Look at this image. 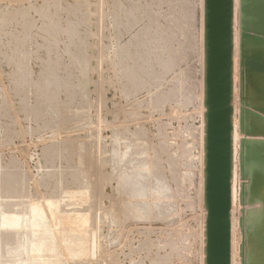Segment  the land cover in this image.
Masks as SVG:
<instances>
[{
    "label": "rangeland",
    "instance_id": "rangeland-1",
    "mask_svg": "<svg viewBox=\"0 0 264 264\" xmlns=\"http://www.w3.org/2000/svg\"><path fill=\"white\" fill-rule=\"evenodd\" d=\"M234 35L241 264L237 0ZM203 112L202 0H0V211L39 205L54 264H203Z\"/></svg>",
    "mask_w": 264,
    "mask_h": 264
},
{
    "label": "water",
    "instance_id": "water-1",
    "mask_svg": "<svg viewBox=\"0 0 264 264\" xmlns=\"http://www.w3.org/2000/svg\"><path fill=\"white\" fill-rule=\"evenodd\" d=\"M235 0H202L203 264H231ZM241 264H264V0H237Z\"/></svg>",
    "mask_w": 264,
    "mask_h": 264
},
{
    "label": "bare ground",
    "instance_id": "bare-ground-1",
    "mask_svg": "<svg viewBox=\"0 0 264 264\" xmlns=\"http://www.w3.org/2000/svg\"><path fill=\"white\" fill-rule=\"evenodd\" d=\"M141 3V2H140ZM140 6V5H139ZM146 7V6H145ZM147 10V9H146ZM68 11V10H67ZM79 11V10H78ZM65 12V11H64ZM139 12V11H138ZM36 13V12H35ZM66 13V12H65ZM68 13V12H67ZM25 14V13H23ZM58 14V13H57ZM146 14V13H145ZM148 15V14H147ZM22 16V15H21ZM45 16V14H44ZM7 18L10 16H6ZM15 17V16H14ZM13 17V18H14ZM20 18V16H18ZM43 17V16H42ZM50 17V16H49ZM145 17V16H144ZM155 17V16H154ZM23 18L24 15H23ZM38 18V17H37ZM11 19V18H10ZM134 19V18H133ZM144 19V18H143ZM12 21L14 19H11ZM24 20V19H22ZM48 20V18H47ZM75 20V19H74ZM8 21V20H6ZM66 21V20H65ZM133 21V20H132ZM153 21V20H152ZM156 21V20H155ZM14 22V21H13ZM17 22V21H15ZM24 22V21H23ZM21 22V27L22 28H28L26 26L27 22L23 23ZM48 22V21H47ZM80 22V21H79ZM29 23V21H28ZM71 23V22H70ZM4 24V22H3ZM10 24V23H9ZM57 24V23H56ZM145 24V23H144ZM68 25V24H67ZM2 26V25H1ZM72 26V27H71ZM71 26H68L66 28V30H64V32L66 31V34L71 38L70 40H72V38L74 39V37H71L73 33H75L76 31L73 30V24L71 23ZM125 26V25H124ZM151 27V25H150ZM72 28V30H71ZM79 28V27H78ZM165 28V27H164ZM27 30V29H25ZM61 30V29H60ZM145 30V29H144ZM48 31V30H47ZM53 31V30H52ZM18 32V31H17ZM50 32V31H49ZM48 32V33H49ZM54 32V31H53ZM78 32V31H77ZM149 32V31H148ZM153 32V31H152ZM25 33V32H24ZM151 33V32H150ZM10 34V33H9ZM52 34V33H51ZM64 34V33H63ZM156 32H154V35L151 36V40L156 41L154 38ZM58 35V34H57ZM13 36V35H12ZM19 36V33H18ZM53 36V35H51ZM163 36V35H162ZM10 37V36H9ZM16 37V36H15ZM55 37V36H54ZM53 37V38H54ZM13 39V37H12ZM22 39H24L22 37ZM158 39V37H157ZM176 39V38H175ZM21 40V39H20ZM56 40V39H55ZM59 40V39H58ZM52 41V40H51ZM79 41V40H78ZM76 41V42H78ZM13 42L16 44L18 42L17 38H14ZM75 43V42H74ZM151 43V42H150ZM148 44V43H147ZM72 46V45H71ZM8 48V47H7ZM76 49V48H75ZM77 51V49H76ZM148 51V50H147ZM81 52V51H80ZM78 55V54H77ZM147 55V54H146ZM153 55V54H152ZM82 58V54L81 57H79V55L76 57L75 61H78ZM154 59V58H153ZM147 60V59H146ZM133 61V60H132ZM157 64V63H156ZM160 64V63H159ZM158 66V65H157ZM161 67V66H160ZM159 68V67H158ZM130 70V68H129ZM128 70V71H129ZM45 73V72H44ZM47 75V74H45ZM43 79V78H42ZM44 80V79H43ZM15 81V80H14ZM22 82V81H21ZM23 83V82H22ZM42 85V84H41ZM44 86V85H43ZM35 89V88H34ZM42 89V88H41ZM37 90V89H36ZM35 90V91H36ZM38 93V91H37ZM39 94V93H38ZM51 109V108H50ZM48 113V111H47ZM8 115V114H7ZM235 125L237 126V122H235ZM235 130V128H234ZM236 131V130H235ZM235 134H237L235 132ZM236 136V135H235ZM238 136V135H237ZM234 139V138H233ZM237 139V138H235ZM239 140V138H238ZM236 142V141H235ZM237 143V142H236ZM123 150V149H122ZM235 151V149H234ZM119 154V152H118ZM117 154V155H118ZM237 162V160L235 161ZM237 164V163H236ZM150 166V165H149ZM236 166V165H235ZM140 171V170H139ZM143 171V170H142ZM235 171V170H234ZM235 177V176H233ZM2 179V178H1ZM9 181V180H8ZM129 181V180H126ZM160 181V180H159ZM1 182V180H0ZM150 183V182H149ZM235 183V181H234ZM7 185V184H6ZM5 185V186H6ZM9 185V184H8ZM11 186V185H10ZM20 186V185H19ZM233 187V186H232ZM1 189V187H0ZM5 189V188H4ZM11 190V189H10ZM8 190V191H10ZM5 191V192H8ZM1 192V191H0ZM15 194L17 192H19V188L17 189H12V191L8 192V193H12ZM237 192V191H236ZM235 193V191L233 192ZM232 193V194H233ZM2 195V193H0ZM4 194V193H3ZM141 192H138V195H140ZM236 198V197H235ZM234 199V198H233ZM160 202V201H159ZM52 203V205H51ZM46 202V206L47 209L51 210L52 212H55V209L53 204V202ZM36 205V204H35ZM7 204H0V209L3 208H7ZM10 208V207H9ZM21 208V207H20ZM19 208V209H20ZM55 209V210H54ZM43 210V209H42ZM42 210L39 208V205L37 206H30V208L28 209V213L26 214H19V215H15L11 214H5V212L3 213V211H0V246L3 244V249L2 246L0 247V259L1 257L3 258H8V260H11L10 262H5V263H0V264H54L53 263V259L51 261V259L48 260L45 259V256L48 254H51L49 256L52 257H56L58 258L55 254L57 249V244L55 243V239L53 236L52 231L48 228L46 221L44 219V215L45 218H47V214H43ZM54 210V211H53ZM6 211V210H5ZM73 212V211H72ZM69 213V212H68ZM70 215V214H69ZM4 231H9V233L7 234H2V232ZM93 243V242H92ZM12 246V247H8V246ZM92 248V247H91ZM6 249V250H5ZM94 249V247H93ZM23 255H29L28 258H24L23 260L20 261L21 256ZM58 255V254H57ZM25 259V260H24ZM56 260V259H55ZM57 261V260H56ZM54 261V262H56Z\"/></svg>",
    "mask_w": 264,
    "mask_h": 264
}]
</instances>
